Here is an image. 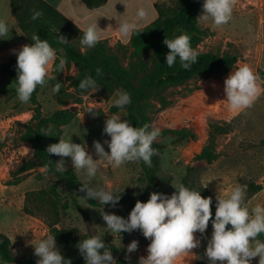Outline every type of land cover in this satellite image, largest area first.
Segmentation results:
<instances>
[{"label": "rangeland", "instance_id": "1", "mask_svg": "<svg viewBox=\"0 0 264 264\" xmlns=\"http://www.w3.org/2000/svg\"><path fill=\"white\" fill-rule=\"evenodd\" d=\"M179 2L180 0H167L161 4L170 7L177 6ZM202 13L203 7L197 13V19L202 27L209 29V34L195 50L230 52L238 55V61L233 69L222 75H200L184 84L164 90L162 93L169 100L166 106L156 97L151 99L152 128L162 130L187 127L196 135L194 138L185 139L176 135L157 138L164 145L161 150V176L172 178L169 183H162L158 191L169 197L175 191L173 186L180 183L186 167L190 164L204 167L201 181L218 197L226 196L236 185H246L250 181L260 182L264 178V93L251 108L235 112L229 108L224 92L225 79L241 64H248L257 74L258 69L264 68V37L259 28L260 0H236L231 20L221 27H216L211 20L199 19ZM108 42L119 53L121 63L127 66L131 60L130 41L124 43L113 39ZM76 74L77 67L73 63L64 69V76ZM261 86L264 88L262 80ZM15 88L17 85L12 78L0 72V233L4 232L11 237L15 255L20 259L31 258L38 261L39 257L34 255L33 245L51 234L50 224L53 223L82 239L88 231L87 216L84 213L86 211L94 223L102 225L103 232L108 230L109 242L123 248L122 258L126 264H139L141 256L147 257V248L151 241L143 236L141 230L138 234L131 233L127 237L111 233L101 216L103 209L107 213L125 218L127 203L114 208L93 205L84 193L70 190L66 185L50 187L56 182V178L51 174L39 175L44 170L43 167L37 166L19 176L12 175L32 153L31 145L22 141L19 136L24 130L23 123L31 119L35 108L31 100L26 104L21 103ZM12 89L14 91H3ZM120 90L122 89L111 92L99 86L98 90L91 89L85 94L81 104L69 103L66 106L58 104L50 85L41 86L37 97L44 115H50L63 107L78 110L74 120L63 127L62 138H71L73 143L85 144L93 159H98L93 147L94 141H99L105 151H110L107 144H104L105 140H110L103 132L106 119L115 114L128 121L126 109L113 110L112 102ZM90 109L93 113L88 112ZM212 123L229 124L230 128L228 133L217 135L220 157L212 164L195 162V155L209 139ZM57 157L58 162L64 160L66 169H74L70 157ZM76 173L80 182H88L83 171ZM141 174V160L127 162L119 168L102 161L96 176L91 180V186L103 187L114 193L126 192L130 197H138L144 189L139 180ZM198 235L199 257L200 260H206L205 251L212 236L211 225L209 224L204 234L198 232ZM133 240L139 242L138 249L128 253L127 246ZM56 245L64 258L65 254L75 255L73 246L57 242ZM113 258V264H117L118 255ZM194 259V249L192 253L178 258L182 264H191Z\"/></svg>", "mask_w": 264, "mask_h": 264}, {"label": "clouds", "instance_id": "2", "mask_svg": "<svg viewBox=\"0 0 264 264\" xmlns=\"http://www.w3.org/2000/svg\"><path fill=\"white\" fill-rule=\"evenodd\" d=\"M235 4L236 0H204L203 13L199 19L211 20L216 27L226 25L232 18ZM32 11V20L43 15L42 11L35 9ZM148 16V9L140 7L136 12V19L121 22L118 32L123 37L137 33L138 22L147 20ZM97 27V23L87 26L80 38L81 46L93 48L100 42ZM10 31L7 22L0 19V37L7 36ZM31 40L34 43L24 45L17 53L16 93L19 101L25 104L30 101L37 86H45L48 83L46 78L50 66L54 65L55 61L59 60V63L55 64L57 71H62L66 64V58L58 56V50L54 49L48 40H42L36 33L32 35ZM57 40L60 44L69 42L63 35H59ZM190 40L186 33L164 39L163 43L169 49L166 55L168 67L171 68L177 58L185 70H190L197 62L199 53L191 46ZM59 52H63V49ZM95 71L97 76L103 74L102 68L98 67ZM261 79L246 63L235 68L224 81V92L229 108L235 112L251 108L264 93ZM61 87L62 83L57 81L53 92L59 93ZM78 87L82 92L99 89L97 81L91 75L85 76ZM116 95L117 98L112 102L114 107L122 109L131 104V95L127 91L120 90ZM88 112L93 113L91 109ZM149 129V124L134 127L127 120H122L114 114L106 119L103 129L110 137V140L104 141L110 151H105L99 141L93 142L98 159H93L85 144L73 143L71 138L68 140L61 138L59 143L49 145L46 152L59 157H70L74 170L83 171L88 178V182L82 183L80 188V191H86V198L114 208L121 196L103 187L91 186V180L96 176L102 161L119 168L127 162L142 160L151 167L152 157L158 154V150L152 145L160 136V129ZM41 132L45 136L52 135L51 128L42 129ZM46 168L51 170L48 165ZM55 170L59 173L66 171L63 159L56 164ZM173 187L176 191L170 197L153 192L146 203L137 200L127 219L107 213L103 209L101 211L102 219L111 233H131L139 229L143 236L151 241L147 248V257L141 256L139 264H175L178 258L192 253L193 249L200 246V240L195 233L204 234L210 220L213 233L205 251L209 264H251L257 257L258 264H264V240L258 238L264 234V206L257 204L251 211L245 206L247 185H236L226 196H217L214 219L211 197L204 198L200 191L189 189L183 183ZM138 243L133 240L127 246V252L137 251ZM33 246L34 255L39 257L37 264H71V260L65 259L57 248L54 235H47ZM77 247L86 264H113L115 261L111 250L100 235L81 240Z\"/></svg>", "mask_w": 264, "mask_h": 264}, {"label": "trees", "instance_id": "3", "mask_svg": "<svg viewBox=\"0 0 264 264\" xmlns=\"http://www.w3.org/2000/svg\"><path fill=\"white\" fill-rule=\"evenodd\" d=\"M89 8H97L107 3L108 0H83ZM204 0H180L177 6L165 7V4H156L159 16L149 24L138 27V32L130 37V62L127 66L121 63V57L118 52L113 50L108 39H100V42L93 48L81 46L80 38L84 31L78 25L67 18L58 8L51 5L46 0H10L13 15L16 17L20 29L27 36L30 43L33 34H37L42 40H48L50 45L58 50V56L66 58V64L62 71L55 69V61L53 74L48 75V83L54 87L55 83L61 82L62 87L56 94L59 105L66 106L69 103L81 104L86 92H82L78 84L85 76L91 75L97 84L103 88L110 90L122 89L131 95V104L124 107L128 113V122L134 127H142L144 124L151 126L150 105L152 98H158L163 106L169 104L168 98L162 93L169 87L178 86L200 75H222L233 69L238 61V55L225 52L219 53L214 51L199 52L197 62L192 65L190 70L181 67L179 58L170 68L166 64V55L169 52L167 46L163 43L167 37L174 38L180 34L186 33L190 36L191 46L195 49L200 42L209 34V29L202 27L197 19V13L200 11ZM33 9L42 11L43 15L32 20ZM140 33V34H139ZM59 35H63L69 41L67 44H60L57 40ZM85 48V49H83ZM63 49V52H59ZM73 63L77 67L75 76H64V69ZM102 68L103 74L97 76L95 69ZM0 72L9 75L17 85V58L0 63ZM258 75L264 83V68L258 69ZM41 86H37L30 100L34 104L33 115L31 119L23 123L24 130L20 133L19 138L28 142L32 147L31 155L23 161V163L12 173L13 176H19L24 172L30 171L35 167H43L44 170L39 175L51 174L56 178V182L50 187L58 184L66 185L70 190L80 191L82 182L78 180L77 173L74 169H66L64 173L56 172V164L58 157L54 154H48L46 149L49 145L59 143L63 135V127L70 124L78 115L76 108L63 107L57 109L50 115H44L42 107L38 100V92ZM14 91L12 90H3ZM16 91V88H15ZM120 108L113 107L114 111ZM51 128L52 135L45 136L41 132L42 129ZM229 124H211L209 139L203 148L195 155V162H205L212 164L219 157L217 150V135L229 132ZM176 135L180 139L194 138L195 133L185 127L182 129L165 128L160 130V136ZM264 144V140L262 141ZM153 148L158 150V154L152 157V166L149 167L141 160L142 174L139 180L142 182L144 189L138 197H130L126 192L115 193L120 195L117 206L127 203L125 211V219L130 215L137 200L146 203L150 199L153 192L159 193V186L172 181L171 177L161 176L162 158L161 150L164 145L157 139L153 142ZM51 161V165H49ZM50 166L51 170L46 168ZM204 167L200 164H190L186 167V172L180 183L192 190L200 191L204 198L211 197L212 218L214 219L217 196L205 187L201 181V175ZM16 184V183H13ZM247 194L245 203L251 196L263 189L262 184L256 181H250L247 184ZM176 191V190H175ZM174 191V192H175ZM87 197L86 191H80ZM91 204L101 206L96 200L89 199ZM112 207L111 205H106ZM88 231L82 239L74 236L73 233L63 227L59 228L56 223L50 224V233L55 236L57 243H63L67 246L71 245L75 248V255L65 254V259H70L71 264H86L84 257L80 254L77 245L81 240L92 236L100 235L103 242L111 250L112 256L118 255L117 264H126L123 256V248L115 246L109 242L107 232H103L101 224L94 223L87 212ZM211 232L213 233L212 222ZM231 227L230 225L228 226ZM139 229L131 233L138 234ZM122 232L123 237L129 234ZM259 239L264 240V234ZM103 251V250H101ZM0 264H37V261L31 258H18L13 251V243L11 237L4 233H0ZM196 264H208L205 260H199Z\"/></svg>", "mask_w": 264, "mask_h": 264}, {"label": "crops", "instance_id": "4", "mask_svg": "<svg viewBox=\"0 0 264 264\" xmlns=\"http://www.w3.org/2000/svg\"><path fill=\"white\" fill-rule=\"evenodd\" d=\"M51 5L58 8L67 18L73 21L78 27L85 31L89 24L97 23V32L101 39L120 40L124 43L130 41V37H123L118 32V26L121 22L136 19V12L140 7L148 9L149 16L145 21L138 22V27H143L157 19L159 13L156 4L167 0H108L106 4L89 8L83 0H46ZM0 19H4L11 31L5 37H0V63L6 62L11 58H17V53L24 45H30L27 36L20 29L16 17L12 13L10 0H0ZM261 35L264 37V0H260V23ZM15 50V51H14ZM52 66H50L48 75H51ZM263 189L249 198L245 206L251 211L257 204L264 206V178L260 182ZM199 239L198 232L195 234ZM200 246L195 250V259L191 264H196L200 260ZM205 260V259H204ZM207 261V259L205 260ZM209 264V261H207ZM175 264H182L179 260ZM251 264H258L257 258H254Z\"/></svg>", "mask_w": 264, "mask_h": 264}]
</instances>
